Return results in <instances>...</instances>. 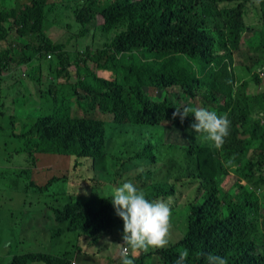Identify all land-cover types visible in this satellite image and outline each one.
<instances>
[{"label": "trees", "instance_id": "1", "mask_svg": "<svg viewBox=\"0 0 264 264\" xmlns=\"http://www.w3.org/2000/svg\"><path fill=\"white\" fill-rule=\"evenodd\" d=\"M75 1L0 0V80L15 71L41 76V62L56 59L47 69L49 78L54 77L44 92L49 113L36 117L18 136L35 135L36 146L40 141L53 143L74 155L72 168L63 176L70 192L65 189L68 197L55 207L52 237L60 236L59 227L66 224L68 231L96 244L115 228V219L123 222L115 214L111 194L97 192L103 183H94V176L80 177L93 183L89 195L73 194L70 182H75L78 164L90 162L105 180L137 174L148 199L173 201L171 224L180 237L169 240L164 249L132 253L135 264H173L185 249L186 264H206L210 253L227 264H264V0L259 7L252 0ZM97 15L100 24H95ZM68 18L71 27L76 22L80 29L64 32L61 41L51 39V27L65 30ZM94 25L100 36L112 34L108 43H90L93 51L86 46L80 52L75 45L67 46L87 38ZM255 35L262 52L249 55L242 47ZM90 61L113 79L92 72L86 66ZM260 63L263 66L253 71ZM70 67L76 78L65 89L57 79H68ZM242 69L248 80L238 76ZM250 82L258 86L255 94L245 91ZM149 90L162 94L150 96ZM184 106L228 114L230 134L221 149L196 140L191 113L183 122L173 118L176 108ZM173 131L183 142L168 138ZM159 149L182 155L180 172L170 180H153L155 171L148 168L157 165ZM29 152L34 155V149ZM231 174V183L223 187ZM181 188L189 193L183 203L177 197ZM18 221L0 213V235L16 238ZM119 250V245L113 248L111 258L109 250L102 253L99 262L120 264ZM80 253L75 246L56 254L26 249L6 264H79L80 256H99V251Z\"/></svg>", "mask_w": 264, "mask_h": 264}, {"label": "rangeland", "instance_id": "2", "mask_svg": "<svg viewBox=\"0 0 264 264\" xmlns=\"http://www.w3.org/2000/svg\"><path fill=\"white\" fill-rule=\"evenodd\" d=\"M71 1L76 4L75 0ZM66 21L69 26L65 27V30L59 29L56 25L51 27V39L61 41L64 32L65 34L67 32L70 34L80 29L79 24L76 22H74L75 26L71 27V18ZM102 21V17L97 15L95 24H100ZM92 36L95 38H92ZM111 36L112 34L100 36L94 25L91 26L87 38H80L79 40L82 41L76 42L75 39L71 40L72 44L68 42L67 46L75 45V50H79V52L88 46L93 51L90 43L98 47L100 44L108 43ZM258 41L256 35L251 37L244 42L243 51L249 53V55H259L262 49ZM69 50L73 51L72 48ZM29 54L31 57L35 56L33 52ZM41 63V76L39 73L33 76L30 74V76L25 75V71H19L20 73L16 74L17 72L15 71L10 72L8 75L5 74L4 78L0 80V101L3 113L0 116V213H7L10 218L19 220L15 226L17 230L16 238L7 240L5 235H0V264H6L12 256L26 252V249L34 253L56 254L69 251L72 246L80 248V254L99 251L98 258L96 255H90L91 260L86 258L88 262L80 256L78 258L79 264H101L99 262V260L103 259L101 254L107 253L108 250V253H112L113 248H117L118 244L121 243L123 222L115 219V222H117L115 228L108 235L99 236L96 244H94L93 239H85L83 235L78 237L75 232L68 231L66 224H62L59 227L61 229L60 236L52 237V232L57 229L52 230L55 207L61 206L65 202V198L68 197V194L65 195V189H67L68 193L70 192L68 190L70 185L63 179V176H65L67 170L72 168L75 162L74 155L72 152L62 151L53 143L40 141V145L36 146L38 139L35 135L28 134L26 137H18L30 129L36 117L49 113L47 112L49 97H46L44 92L50 79L54 77L50 76L49 78L47 69L55 66L56 59L53 63L45 60ZM71 64H73V58L69 60V65ZM32 65L36 66V61H33ZM86 66L98 76L104 73L96 70L95 65L91 61ZM262 66L263 64L260 63L259 66L253 68V71H258ZM73 70V67L67 70L70 75L68 79H57L65 89L69 82L73 83L75 81L76 76ZM102 76L112 79L114 77L110 72ZM238 76L240 79H245L246 76V80L250 77L245 75L243 69ZM260 77H264V73ZM257 89L258 86L254 82H250L245 91L248 94H255ZM148 94L160 97L162 93L161 91L149 90ZM167 136L171 140L174 139V142L176 140H179L178 143L183 142V136L180 133L173 131ZM195 138L196 140H202L198 136H195ZM32 149H34L33 156L29 152ZM156 153L157 165L148 167L155 171L152 173V179L155 181H166L171 179L170 176L174 178L173 173L177 174L181 169L182 155L180 151L167 154L164 150L159 149ZM136 175L133 178H128L126 175L116 176L114 181H108L102 177V173L93 171L90 162H80L77 166L75 182L72 181L70 184L74 186L73 194L76 193V195L85 197L89 195L93 183L87 179L82 180L80 177L94 176V183H103L98 186L97 192L100 194H111L113 188L118 187L125 181H131L141 188L142 178ZM231 176L232 174L223 180V187L231 183ZM52 178L54 180L47 187H43ZM29 180L43 188L39 189L38 186L31 185ZM180 190L177 197L179 203H183L189 193L185 188ZM25 202H27L26 205L24 204ZM29 202H33L31 208L29 207ZM11 209L13 211L9 213ZM44 233H48V236L43 237ZM179 237L180 231L173 229L172 225L169 240L175 242V239L178 240ZM19 239L20 243H17ZM105 241H110L112 244L108 245ZM133 255L138 256V253L133 252ZM110 258H108V261H110ZM30 264L44 263L34 262Z\"/></svg>", "mask_w": 264, "mask_h": 264}, {"label": "clouds", "instance_id": "3", "mask_svg": "<svg viewBox=\"0 0 264 264\" xmlns=\"http://www.w3.org/2000/svg\"><path fill=\"white\" fill-rule=\"evenodd\" d=\"M252 3L259 7L261 0H252ZM190 113L194 116L190 129L215 149H221L230 134L231 122L228 114H218L204 107L184 106L176 108L173 118L179 116L183 122ZM227 163L231 164L232 160ZM139 171L142 169H137ZM110 199L115 214L123 221L122 243L118 244L120 264H135L131 255L133 252L147 253L149 249H164L168 246L172 227L171 197L167 200H150L133 182L125 181L113 188ZM105 243L112 244L110 241ZM188 256L189 252L185 249L179 253L173 264H186ZM206 264H227V260L210 253L206 257Z\"/></svg>", "mask_w": 264, "mask_h": 264}, {"label": "crops", "instance_id": "4", "mask_svg": "<svg viewBox=\"0 0 264 264\" xmlns=\"http://www.w3.org/2000/svg\"><path fill=\"white\" fill-rule=\"evenodd\" d=\"M104 74H107V72H104L102 75H104ZM102 75H101V76H102ZM102 77H104V76H102Z\"/></svg>", "mask_w": 264, "mask_h": 264}]
</instances>
